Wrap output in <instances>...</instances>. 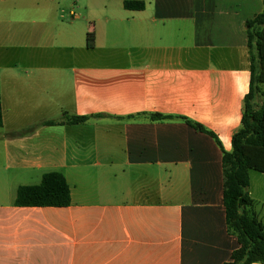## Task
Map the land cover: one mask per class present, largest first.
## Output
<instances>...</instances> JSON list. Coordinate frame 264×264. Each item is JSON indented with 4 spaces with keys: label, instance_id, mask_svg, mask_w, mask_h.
<instances>
[{
    "label": "crops",
    "instance_id": "1",
    "mask_svg": "<svg viewBox=\"0 0 264 264\" xmlns=\"http://www.w3.org/2000/svg\"><path fill=\"white\" fill-rule=\"evenodd\" d=\"M125 1L0 0V264H224L238 248L222 158L249 91L245 23L263 0ZM156 113L220 145L186 120L137 116ZM64 114L105 116L6 137ZM51 172L70 206L15 205ZM249 193L264 225V173L250 172Z\"/></svg>",
    "mask_w": 264,
    "mask_h": 264
},
{
    "label": "trees",
    "instance_id": "2",
    "mask_svg": "<svg viewBox=\"0 0 264 264\" xmlns=\"http://www.w3.org/2000/svg\"><path fill=\"white\" fill-rule=\"evenodd\" d=\"M124 8L130 11L145 9L143 1L128 0ZM250 56L249 91L244 98L240 129L232 137V149H223L224 206L228 233L238 242L229 262L224 264H264V225L253 210L254 200L249 193L250 172L264 173V0L263 10L253 19L246 21ZM95 45L93 33L87 36L88 48ZM105 115L61 117L31 125L6 134L7 138L29 136L44 125L84 124L91 118ZM151 122H163L182 117L163 114H139ZM137 116H130L135 119ZM186 122L197 131L216 136L203 126ZM3 126V111L0 103V127ZM15 205L20 207H68L71 205V190L62 173L51 172L42 177L40 184L21 186L17 191Z\"/></svg>",
    "mask_w": 264,
    "mask_h": 264
}]
</instances>
